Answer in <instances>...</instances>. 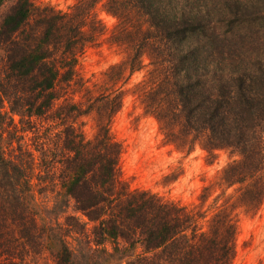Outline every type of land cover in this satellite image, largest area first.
Instances as JSON below:
<instances>
[{
	"label": "trees",
	"instance_id": "trees-1",
	"mask_svg": "<svg viewBox=\"0 0 264 264\" xmlns=\"http://www.w3.org/2000/svg\"><path fill=\"white\" fill-rule=\"evenodd\" d=\"M96 2L80 0L63 11L39 0H0V264H43L34 257L44 249L56 264H119L106 246L119 238L133 255L127 264H232L237 225L229 207H217L200 224L193 209L121 179L122 147L109 127L123 94L109 87L95 103L97 85L77 77L79 55L104 33ZM106 9L119 20L111 43L132 49L129 73L144 66L145 55L152 66L147 109L161 127H172L169 133L177 126L191 141L200 137L207 151L240 152L222 178L242 184L240 202L258 208L264 195V0H108ZM118 67L105 72L111 85L120 78L111 74ZM75 94L81 99L74 101ZM85 115L97 127L90 139L75 125ZM44 117L63 127L57 133L62 149L50 159L46 144L39 149V182L59 171L50 208L55 221L40 210L35 157L23 140ZM52 123L48 127L58 126ZM71 201L92 223L91 237L80 215L66 214Z\"/></svg>",
	"mask_w": 264,
	"mask_h": 264
},
{
	"label": "rangeland",
	"instance_id": "rangeland-1",
	"mask_svg": "<svg viewBox=\"0 0 264 264\" xmlns=\"http://www.w3.org/2000/svg\"><path fill=\"white\" fill-rule=\"evenodd\" d=\"M39 1L42 5H52L57 9L69 11L80 0ZM107 1L97 0L94 5V12L104 27V33L85 47L79 55L76 68L77 77H83L91 84L97 85L93 87L92 93L96 98L95 103L101 99L102 91L109 87L115 94H123L122 106L113 115L109 127L111 134L122 147L121 179L131 189L147 190L157 195L163 202L193 209L200 224H206L217 211V207H229L232 219L237 225L236 252L232 264H264V195L259 207L250 209L239 200L243 185L239 183L229 185L222 178L226 167L242 158L240 152L228 147L210 152L203 148L200 137L195 142L191 141L188 134L183 135L180 131L182 127H173V132L170 133L168 131L172 127H161L156 117L146 107L145 98L151 96L149 93L153 81L149 59L145 55L144 66L137 71L129 73L130 70L125 68L127 54L132 53V49L111 43L110 39L119 20L106 9ZM7 4L6 2L5 5ZM115 64H122V67L113 69L111 74L119 72L121 75L116 83L111 85L105 77V72ZM76 85L77 82L73 83L74 89ZM73 87H65L63 92L68 90L66 93H73ZM66 96L71 97L72 94ZM73 97L74 101L81 99L79 94ZM58 101L61 102L63 99ZM86 101L87 98L84 103ZM3 109H7V103ZM48 119L44 117L40 120L43 124L41 127H35L36 133L28 132L23 140L24 147L30 149L35 157L32 180L40 210L49 221H55L54 212L52 213L50 208L55 201L56 191L60 188L58 167L53 168L55 174L52 181L47 179L40 183L37 177L38 173H42L40 144L44 143L48 147L44 152L50 153L49 159L54 156L56 149H62L63 137L57 133L63 127L61 128L60 123H52ZM50 123L58 126L48 127ZM75 125L84 131L87 139L93 138L97 133L92 115L77 118ZM34 145L40 146L36 149ZM67 207L66 214L77 213L85 221V233L91 237L89 228L92 223L73 208L72 201ZM75 235L71 234L68 237L72 246L75 245ZM106 246L119 264H127L133 258L132 253L126 249L127 242L123 238L107 241ZM114 246L118 249H114ZM34 260L42 261L43 264H56L53 255L45 249L38 253Z\"/></svg>",
	"mask_w": 264,
	"mask_h": 264
}]
</instances>
